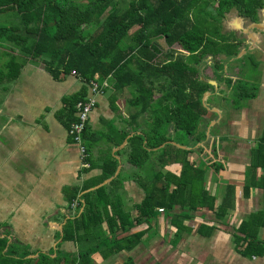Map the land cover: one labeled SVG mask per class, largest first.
Here are the masks:
<instances>
[{
    "label": "crops",
    "instance_id": "crops-1",
    "mask_svg": "<svg viewBox=\"0 0 264 264\" xmlns=\"http://www.w3.org/2000/svg\"><path fill=\"white\" fill-rule=\"evenodd\" d=\"M186 56L191 57L189 53ZM250 58L255 65L252 75L247 74ZM218 60L227 61L223 54ZM227 64L223 75L208 74L215 78L211 81L214 89L205 101L211 126L206 128L202 123L207 138L197 149L205 147L209 156L195 150V142L186 136L190 145L185 150L193 152L188 160L196 167L210 163L212 144L218 146L217 162L222 169L218 173L211 169L204 177L212 203L204 201L193 208L178 203L170 212H159L162 207H158L147 219L139 216L137 205L155 185L157 174L178 176L183 165L154 166L147 175L142 168H133L129 142L125 141L146 129L149 116H142L130 131L129 117L136 110L129 104L132 90L126 89L130 96L121 93L116 99L103 84L82 134L84 160L89 163L85 167L79 145L68 134L76 118L69 125L68 107L62 101L80 93L85 84L72 75L55 81L42 64L28 61L15 81L0 86V264H264V254L253 255L238 232L254 218L264 223V167L250 170L253 154L264 157V50L249 52L244 61ZM198 68L201 74V64ZM242 77L255 87L253 92L227 85V80L236 84ZM148 80L166 92L168 79ZM238 93L244 96L235 107ZM249 93L254 95L246 96ZM91 95L86 86L85 98ZM126 130L129 135L121 145L108 141L119 139ZM168 132L173 138L178 133L171 128ZM105 133L110 134L104 139ZM109 156L117 160L116 171L110 182L100 186L105 190L96 194L98 185L111 178L94 183L103 177L102 160ZM156 156L150 158L155 160ZM116 177L119 181L113 185ZM173 188L171 185L170 190ZM84 193L90 196L79 199ZM227 197L226 218L218 220L216 212ZM93 204L98 205L99 216L91 214L90 219L81 221L80 215ZM71 230L68 234L73 239L63 240ZM257 238L264 241V227ZM90 250L93 253L86 256ZM72 255L74 261L67 258Z\"/></svg>",
    "mask_w": 264,
    "mask_h": 264
},
{
    "label": "trees",
    "instance_id": "trees-1",
    "mask_svg": "<svg viewBox=\"0 0 264 264\" xmlns=\"http://www.w3.org/2000/svg\"><path fill=\"white\" fill-rule=\"evenodd\" d=\"M215 1L132 0L120 10L115 0H0V14L14 12L18 17V23L0 25V46L11 44L32 60L42 62L45 71L55 81L72 75L85 84L80 93L62 100L68 107L66 117L69 118V125L75 121L76 105L85 99L86 86L95 80L102 86L109 83L110 87L106 85L103 88L109 90L111 97L116 99L118 93L133 87V96L128 103L136 110L129 117L132 122L130 131L135 130L134 125L138 126L140 118L150 110L152 117L146 127H151L155 135L147 140L144 133L136 134L129 139L127 149L130 151L132 144L135 150L140 149L143 153L140 156L144 158L157 155L159 167L172 163H181L183 167L178 176L171 173L157 174L155 185L149 187L144 200L137 205L139 216L147 219L156 214L158 207L170 212L178 203L193 208L204 205V201H213L204 188V177L211 169L215 173L222 169V165L217 162L216 143L211 147V162L199 167L188 160L193 153L191 150L180 149L170 143L161 149L159 147L174 141L168 132L169 128L174 133L181 132L192 138L195 142L193 146L206 139V130H202L201 125L206 122L209 110L203 103V95L211 84L201 78L198 65L209 55L233 56L238 52L237 44L227 43V48L219 44L230 41V37L222 33V20L226 12L237 8L250 20H256L258 9L264 5V0H217V7L213 10L209 5ZM216 18L221 21L220 31L218 27L214 29ZM134 28L137 30L130 32ZM210 31L215 32V36L220 35L221 41L207 38ZM175 45L180 50L178 57L174 56L172 49ZM212 45L217 50L210 48ZM181 53H189L197 66L190 65ZM2 55L8 61L4 69L0 67V86L4 82L15 81L28 62L25 59L27 57L6 52H2ZM221 66V62L216 63L218 71L222 70ZM161 77L168 79L169 84L159 98L153 92L154 87L149 86L146 80ZM242 94H237L235 107L239 106V100L244 96ZM251 95L254 94L246 96ZM209 124L206 122L205 127ZM110 133H105L104 139ZM121 133L119 139L108 138V141L113 146L121 145L129 131ZM150 149L156 150L152 152ZM198 151L203 156H209L205 147ZM130 154V163L140 166L137 158L131 161L133 157ZM102 162L103 178L113 176L117 160L109 156L103 158ZM260 166L264 167V157H255L253 154L250 170L255 172ZM117 180L116 177L112 184ZM171 185L174 186L172 190ZM103 190L104 186L95 193ZM88 196L90 193H84L79 199ZM227 201L228 197L218 207V220L226 218ZM97 207V204L90 205L80 215L81 221L90 219L91 214L98 215ZM260 222V219L254 218L238 228L253 255L264 254V241L257 238L264 227V223ZM68 226L71 229V223ZM68 233L66 231L63 240L73 239ZM135 244L131 243V246ZM92 253L93 250H90L85 255Z\"/></svg>",
    "mask_w": 264,
    "mask_h": 264
},
{
    "label": "rangeland",
    "instance_id": "rangeland-1",
    "mask_svg": "<svg viewBox=\"0 0 264 264\" xmlns=\"http://www.w3.org/2000/svg\"><path fill=\"white\" fill-rule=\"evenodd\" d=\"M75 1H78V0H75ZM116 1V6L118 5V8L120 9V10H123V8L125 7H127L128 5H129V3H130V1H132V0H115ZM217 4H218V1L216 0L214 3H212V4H210L209 5V8H212L213 10L217 7ZM233 15H238V12H237V10H233ZM243 13V12H242ZM232 15V16H233ZM230 18V17H229ZM229 18L228 17H225V20L223 21V23H227V21L229 20ZM15 23H18V17L16 16V13H14V12H10V13H4V14H0V25H2V26H11V25H13V24H15ZM245 25H247L248 24V20H246V18H245ZM219 25H221V21L219 20V18H216V22L214 23V29L215 28H217L218 27V30L220 31V29H219ZM226 25V24H225ZM208 29H209V26H208ZM213 29V28H212ZM94 30H95V28H94ZM135 30H137V28H134L133 30H131L130 32H133V31H135ZM210 30V29H209ZM224 31H222L223 33H225V34H228L229 33V30L227 29V27H224V29H223ZM207 38H209L210 40H213V38L214 39H216L217 41H221L220 40V35L218 36V35H216L215 36V32H213V31H210L209 32V34H207V36H206ZM221 37H223V36H221ZM225 37V36H224ZM228 37H230V38H232L233 39V36H228ZM227 37V38H228ZM224 40H226V38L224 39ZM228 40H229V38H228ZM222 44V45H224V47L225 48H227V43L228 42H219V44ZM210 48H214L213 50H217V47L216 46H214V45H212V47H210ZM167 48H164V50H166ZM172 49H173V51H174V54H175V56H177L176 55V53L177 54H179L180 53V50H179V47L177 46V45H175V46H173L172 47ZM211 51V50H210ZM2 52H6V53H10V54H13V55H15V56H18V57H27L28 55H26V53L24 52V51H22V50H20V49H18V48H16L15 46H13V45H11V44H5V45H2V46H0V67H3V69L6 67V64H7V61H8V58H6L5 56H3L2 55ZM181 54H184V53H181ZM216 57V56H215ZM27 58H29V59H27ZM27 58H25L27 61H29V64H34V65H37V64H42V62H40V61H38L37 59H35V60H32L31 59V57H27ZM184 58H185V60L190 64V65H194L195 63L193 62V61H191V57H188V56H186V54H185V56H184ZM217 58H219V56H217L216 58H213V60H211V57L208 59V60H203L202 61V63H201V78L203 79V80H205L206 81V78L204 79L203 77L205 76V77H207L208 76V74H209V72H212L211 70H210V64H214L216 61H217ZM19 60L20 61H22V58H19ZM245 60V58H243V59H241V61H244ZM248 65H250L249 66V68H248V73L247 74H249V75H252V73H254V70H253V68H251V67H254L255 65H254V63L252 62V60H251V58L249 59V63H248ZM197 66V65H196ZM223 67V65L221 66V68ZM232 73L233 74H235V72L234 71H232ZM236 76H237V78H239L240 77V74L238 75V74H235ZM216 76V75H215ZM219 77V75H217L216 76V78H218ZM220 78V77H219ZM224 80H226V79H224ZM232 82L231 80H228L227 81V85L229 86L230 84H232L231 86H234L233 84H234V82H232V83H230V82ZM112 82V81H111ZM146 82H147V84L149 85V86H151V85H153L154 86V89H153V92H155V96H159V95H161L162 94V91L160 90V88L159 87H156L157 85V83H154V82H151L150 80H146ZM6 82H4L2 85H4ZM10 83V82H9ZM159 85V84H158ZM241 86H243L244 88H247V90L249 91V92H253V90L251 89V88H253V89H255V87H253L252 85H250V83H246V82H244V79H243V77L237 82V84L234 86V89L235 90H237V88H240ZM6 87V86H5ZM233 88V87H232ZM129 90H132V91H134V89H133V87H129L128 88ZM226 90V89H225ZM205 92H210V90H207V91H205ZM205 92H204V94H205ZM123 94V96H125V97H128V96H130V92L128 91V90H125V91H123V92H120V93H118V94ZM133 96V95H132ZM204 96V95H203ZM230 97H232V96H230ZM160 98V97H159ZM210 100H213V101H217V100H214V98H213V96H210ZM212 101V102H213ZM146 115L147 116H149L148 117V120L150 121L151 120V117H152V115H151V112H150V110L149 111H147V113H146ZM206 119V122L207 121H209V117H207V118H205ZM206 122L204 123V124H206ZM137 126V125H136ZM211 125H209V127H210ZM138 128V130L141 128H139V127H137ZM142 130V129H141ZM138 132H141V133H144L145 134V137H146V139L147 140H149V139H152V137H153V135H155V133H154V131L151 129V127H146V129H143L142 131H138ZM141 133H139V134H141ZM207 138V137H206ZM144 141V140H143ZM175 144H178V145H180V146H183V147H187L188 145H190V144H188L189 143V141L186 139V136H184L183 134H181L180 132H178L177 133V135L174 137V141H173ZM198 144H196V146L194 147L195 148V150H197L198 151V149H197V146ZM131 149H132V153H131ZM131 149H130V151H129V153H128V155L130 154V156L131 157H133V159L131 160V161H133L135 158H137V164H141L140 166L138 165V166H135V167H133L135 170H138L139 171V169L140 168H142V169H140V171H142V172H144V171H146V175L147 174H149L150 172H152V170L154 169V166L156 167V166H158L159 165V163L157 162V159H155V160H152L150 157H148V158H144L143 156H140V155H142L143 153L140 151V149H136L135 150V145H132L131 144ZM127 155V156H128ZM126 156V155H125ZM125 158V157H124ZM134 163V162H133ZM134 164H136V163H134ZM143 166H144V168H143ZM145 173V172H144ZM145 175V174H144ZM150 176V175H149ZM104 180V178L103 177H101V178H99V180H97L96 182H94V183H98V182H102ZM119 181V179L115 182V183H117ZM115 183L113 184V185H115ZM148 186H150V185H148ZM72 231L73 230H71L69 233H72ZM79 248H80V245H79ZM11 250L13 251L14 250V248L12 247L11 248ZM75 254V253H74ZM67 258L69 259L70 258V261H74L72 258H75V255H72L71 257L70 256H67Z\"/></svg>",
    "mask_w": 264,
    "mask_h": 264
},
{
    "label": "flooded vegetation",
    "instance_id": "flooded-vegetation-1",
    "mask_svg": "<svg viewBox=\"0 0 264 264\" xmlns=\"http://www.w3.org/2000/svg\"><path fill=\"white\" fill-rule=\"evenodd\" d=\"M262 7L258 9V18H256V20H250V18L241 14L237 8H232L230 11L226 12V14L222 20V31H224L223 30L224 27H227V29L229 30V33L226 35L227 36H233V39L229 38L230 41L228 43H234V44L238 45V52L236 53V55L228 56V55L223 54V55H225V57L227 59V61H226L227 63L232 62V61L241 60V59L245 58V56L249 52H252V51L261 52L264 50V33L260 32L259 30L251 28V26L253 24H258V23L261 24L263 22L264 13L262 11ZM233 10H237L238 15H233L234 14ZM225 17H228V18L230 17L229 20L227 21V23L226 22L223 23V21L225 20ZM245 18H246V20H248L247 25H245L246 24ZM223 34H225V33H223ZM221 55H219V57ZM210 56L211 55L206 56V58L203 60H205V61L208 60L210 58ZM220 61L223 65V68H222V70L218 71V69H216V63H218V62L220 63ZM226 62H222V60H218L214 64H210V70L214 74L221 73L223 75V73L226 72V68L228 65ZM194 65L196 66L197 64L195 63ZM203 78L204 79L206 78V81L209 82L210 84H212V82H211L212 80H215V78L209 77V76H207V77L204 76ZM212 85L209 89L210 91L214 89V87L212 88Z\"/></svg>",
    "mask_w": 264,
    "mask_h": 264
},
{
    "label": "built area",
    "instance_id": "built-area-1",
    "mask_svg": "<svg viewBox=\"0 0 264 264\" xmlns=\"http://www.w3.org/2000/svg\"><path fill=\"white\" fill-rule=\"evenodd\" d=\"M107 84L104 83V86ZM102 85L98 82V80L92 81L89 84V88L91 90V96L86 97L85 99L81 100L76 105V121L73 122L71 127L68 130V134L71 137L72 141L75 144L79 145L80 150V160L82 166H89V163L85 162L86 152L85 147L82 143V134L85 131L86 125H88L90 121V117L92 115V112L97 104V95L101 93ZM77 204V201L75 200L72 203V207H75ZM159 212H163V208H159Z\"/></svg>",
    "mask_w": 264,
    "mask_h": 264
},
{
    "label": "water",
    "instance_id": "water-1",
    "mask_svg": "<svg viewBox=\"0 0 264 264\" xmlns=\"http://www.w3.org/2000/svg\"><path fill=\"white\" fill-rule=\"evenodd\" d=\"M262 11H263V13H264V6L262 7ZM251 28H253V29H256V30H259L260 32H262V33H264V20H263V22L260 24V23H258V24H253L252 26H251ZM252 43V42H251ZM208 95H209V92H205V94H204V96H203V103H204V105L206 106V104H205V101L207 100V98H208ZM207 108H208V106H207ZM127 140L125 141V144H127ZM170 144H174L173 142H169ZM175 145V144H174ZM164 145H161L160 146V148H162ZM177 146V145H176ZM179 147V146H178ZM179 148H183V149H188V148H186V147H183V146H181V147H179ZM116 174H118V170H117V172H116ZM112 180V177L111 178H108L107 180H105L102 184H100V185H98V187H100V186H102V185H104V184H107L108 182H110ZM97 187V188H98ZM95 188V187H94Z\"/></svg>",
    "mask_w": 264,
    "mask_h": 264
}]
</instances>
